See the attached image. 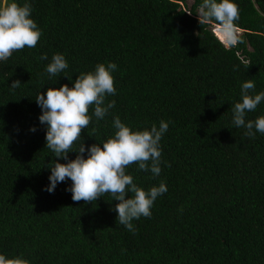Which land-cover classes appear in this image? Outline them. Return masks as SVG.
<instances>
[{
  "label": "trees",
  "instance_id": "obj_1",
  "mask_svg": "<svg viewBox=\"0 0 264 264\" xmlns=\"http://www.w3.org/2000/svg\"><path fill=\"white\" fill-rule=\"evenodd\" d=\"M17 2L31 4L42 35L0 61V254L30 264H264V134L250 138L232 123L242 84L251 79L252 95L264 91V0H234L244 33L228 47L215 22L200 24L203 0ZM56 53L68 68L50 76ZM109 63L116 93L105 104L115 106L99 120L89 108L92 121L73 149L114 136L115 117L133 131L169 124L160 174L126 169L146 191L167 186L151 216L132 221L135 232L117 221L110 194L75 202L70 179L45 190L50 163L67 161L46 147L37 95ZM261 115L264 101L246 121Z\"/></svg>",
  "mask_w": 264,
  "mask_h": 264
},
{
  "label": "clouds",
  "instance_id": "obj_2",
  "mask_svg": "<svg viewBox=\"0 0 264 264\" xmlns=\"http://www.w3.org/2000/svg\"><path fill=\"white\" fill-rule=\"evenodd\" d=\"M31 13L32 7L28 2L20 5L17 0H4L0 5V61H6L14 52L25 47L34 48L37 45L42 32L31 18ZM198 17L200 24L215 22L214 33L227 47L237 44L239 36L244 33L235 23L239 20V8L234 0H203ZM41 59L48 57L44 54ZM116 67L115 63L107 66L98 64L94 72L78 75L72 87L68 84L59 88L49 87L46 94L40 92L37 95L35 101L42 109L39 120L47 125L46 147L54 153V157L67 161L60 163L54 160L50 163V184L45 190L51 193L58 183L70 179L72 184L66 191L72 193L75 202L92 203L110 194L113 200L118 201L115 205L117 221L135 232L132 221L141 216L150 217L154 201L167 192V186L161 182L146 191L133 182L126 169L136 163L140 170L148 171L150 168L153 175L160 174V141L168 130V122L160 121L158 128L152 125L150 130L133 131L119 117H115L113 124L117 131L114 136L87 149L82 141L78 149H73V145L81 140L82 131L92 121L89 108L94 106L93 115L99 120L115 106V101L105 104V98L116 93L111 74ZM67 68L65 56L56 53L46 71L50 76H57ZM20 85L21 82L15 80L10 86L15 89ZM254 90L255 84L251 79L244 82L241 87L242 102L232 107V123L236 128H245L244 135L250 138H254L256 132L264 134V115L254 121H246V114L264 101V91L252 95ZM30 131L35 132V127ZM71 151H76L77 155L69 160L68 153ZM129 193L132 195L126 198ZM0 264H30V261L20 256L6 258L0 254Z\"/></svg>",
  "mask_w": 264,
  "mask_h": 264
},
{
  "label": "rangeland",
  "instance_id": "obj_3",
  "mask_svg": "<svg viewBox=\"0 0 264 264\" xmlns=\"http://www.w3.org/2000/svg\"><path fill=\"white\" fill-rule=\"evenodd\" d=\"M0 1H2V4H3L4 0H0ZM192 3H193V2H192V1H190V2H189V6H191V5H192ZM221 38H222V37H221Z\"/></svg>",
  "mask_w": 264,
  "mask_h": 264
}]
</instances>
